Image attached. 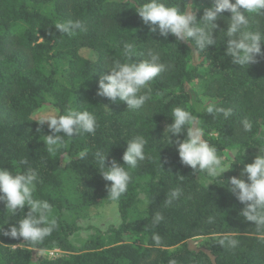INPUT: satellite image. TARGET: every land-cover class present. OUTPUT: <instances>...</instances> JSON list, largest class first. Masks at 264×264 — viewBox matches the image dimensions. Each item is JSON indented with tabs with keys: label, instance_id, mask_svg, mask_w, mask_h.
<instances>
[{
	"label": "trees",
	"instance_id": "16d2710c",
	"mask_svg": "<svg viewBox=\"0 0 264 264\" xmlns=\"http://www.w3.org/2000/svg\"><path fill=\"white\" fill-rule=\"evenodd\" d=\"M145 2L0 0V168L13 174L33 170L37 176L33 197L47 201L52 206L50 219L56 220V227L42 242L14 238L5 233L29 209L26 206L13 214L0 202V264H264V225L241 216L245 205L227 188L238 163L251 151H264V43L254 63L235 65L225 54L230 13L215 21L214 45L200 50L191 40L165 38L142 29L135 7ZM161 2L177 5L181 11L191 8L198 21L203 9L213 4V0ZM245 15L248 25L242 30L264 34V10ZM69 20L80 21L82 27L70 36L55 29L56 23ZM126 43L134 45L135 62L153 54L164 66L149 82L150 99L139 110L128 109L118 98L113 103L97 95L98 82L109 74L112 61L126 59ZM81 49L94 52L95 58L83 57ZM192 52L198 54L203 74L187 67ZM61 66L66 75L58 84L55 75ZM197 78L205 97L217 99L216 107L231 109L227 118L206 110L200 114L204 140L210 141L208 134L215 132L213 147L236 149L222 177H209L183 165L175 140L184 136L171 137L170 144L169 133L161 128V123L173 122L174 107L187 110L186 89ZM45 106L53 108L55 116L69 108L92 112L95 132L65 136L63 145L49 153L41 137L51 134L48 124H39L46 118L34 116ZM245 120L251 130L244 129ZM136 136L146 141L145 159L135 168L125 166L131 179L127 191L114 200L119 225L101 232L72 222L69 214L95 200H113L106 189L110 182L103 180L95 154L108 155L106 167L113 159L124 165L126 142ZM140 200H146L147 207L142 215H135ZM88 231L95 234L90 235L86 252L55 259L38 254L51 248L71 252L70 238ZM127 232L137 235L144 246L120 242L119 236ZM107 235L115 236L110 246L104 244ZM200 236L211 238L206 250L193 252L183 243ZM225 237L236 245L221 244ZM23 241L29 248H12Z\"/></svg>",
	"mask_w": 264,
	"mask_h": 264
},
{
	"label": "clouds",
	"instance_id": "9594fccd",
	"mask_svg": "<svg viewBox=\"0 0 264 264\" xmlns=\"http://www.w3.org/2000/svg\"><path fill=\"white\" fill-rule=\"evenodd\" d=\"M264 10V0H213L211 7L203 9L202 18L198 21L196 11L191 8L181 11L177 5H169L161 0H147L138 4L135 11L145 25H150L152 33L167 38L175 36L178 40L193 41L200 50H208L214 45L213 30L218 27L215 21L223 13H230V23L227 29L225 54L232 58V63L245 66L255 62V57L261 54V45L264 34L260 32L243 31L248 25L246 12L253 13ZM55 29L61 34L72 35L74 30L82 27L80 21H65L55 24ZM134 45H124L125 60L112 61L108 67L109 74L101 76L98 82L97 95L115 103L119 101L127 104L128 109L139 110L150 99V89L144 94L149 82L153 81L163 70L164 66L158 63V57L150 54V59L137 63L134 61ZM208 114L222 113L225 118L231 115V109L215 107L206 104ZM199 110V106H197ZM172 123L165 132L169 143H173L171 137L184 136L183 140L176 139L175 145L180 162L189 166L194 172H204L209 177H222L228 171L223 164V158L217 154L215 147L203 139V129L199 126L198 116L182 107H174L171 114ZM47 123L51 134L41 136L49 153H54L64 143V137H73L82 133H94L96 129V117L88 110L69 108L64 114L48 116L43 123ZM246 131L251 130V123L243 121ZM37 132L41 128H37ZM62 133V135H61ZM127 147L123 153L121 165L116 160L110 161L106 167L108 155L97 152L96 159L100 165L99 172L106 185L108 197L115 200L127 191L130 182L128 168H135L139 161L145 159L144 149L146 141L142 136H136L126 142ZM83 155V153H81ZM26 163V161H21ZM247 179H243V177ZM241 178L235 176L227 181L228 191L245 207L240 212L247 221L264 225V151L259 148V154L253 158V162L245 164ZM36 173L29 169L13 174L10 170L0 168V202L4 203L8 210L14 214L17 209L29 211L26 216L12 226V237H21L34 244L42 242L56 227V220L50 219L52 206L45 200L35 199ZM177 193H173L175 196ZM221 244L227 243L235 246L236 241L222 239ZM174 264V262H173Z\"/></svg>",
	"mask_w": 264,
	"mask_h": 264
},
{
	"label": "rangeland",
	"instance_id": "374dc122",
	"mask_svg": "<svg viewBox=\"0 0 264 264\" xmlns=\"http://www.w3.org/2000/svg\"><path fill=\"white\" fill-rule=\"evenodd\" d=\"M139 25L142 29H144L146 32H150V25H145L141 18L139 19ZM156 33L153 34H158ZM173 36V35H171ZM175 39H177L175 36H173ZM178 40V39H177ZM183 41V40H179ZM80 53L83 57L94 59L95 54L94 52L87 50V49H81ZM187 61V67L188 68H195L197 69V72L199 74H203L205 69L200 64V58L198 57V54L195 52H192L190 55V58L186 60ZM64 69V66H61L58 69L57 75H55V79L58 84L63 83L65 80V75L62 71ZM201 81L199 78L195 79L192 84L186 89L187 91V103L186 108L188 111H191L193 115L198 116L200 119V114L203 110H206L205 105L206 104H212L215 107L218 104V100L215 98H208L205 97L201 90ZM150 89V85L148 84L145 89L141 90V94H144L145 92ZM46 100L51 102V99L49 97H46ZM197 106H199V110H197ZM105 109L110 112V108L108 105L105 106ZM56 112L53 108L50 106H45L43 108H40L37 112H35V117H43L47 118L48 116L52 115L55 116ZM200 125V120H199ZM167 124L165 122L161 123V128L163 132L167 129ZM264 129V127H263ZM47 135L46 133H43V136ZM208 136L210 137V141L206 140L210 146H213L212 140L216 138V133L212 132L209 133ZM217 150V154L223 158V164L225 165L226 169L229 168V165L231 161L233 160V154L236 150L235 147H229V148H220L215 147ZM259 154V151H251L245 159L241 160L237 167L235 172V177L241 178L240 173L244 167L245 164H249L253 162V158ZM195 179L198 180L199 183H203L202 179L195 177ZM243 179L246 180V176L243 177ZM147 207L146 200H140L137 207L135 208V215H142ZM70 219L72 222L76 223L80 227H93L101 232H104L109 226L117 227L120 223L119 214L117 210V203L114 200L109 199H97L92 204H90L88 207H86L83 210H80L76 213L69 214ZM95 234L93 231L88 232H81L76 237H72L69 240V243L72 246V251H62L58 248H51L46 250H41L38 252V254L46 259H55L58 257H68L70 255L74 254H80L83 252H86V247L88 244V241L90 239V235ZM115 239V236L107 235L103 236L104 244L105 246H110L111 241ZM210 237L208 236H200V237H194L189 240H186L183 242L186 247L193 252H197L199 250H206L208 246H210ZM122 243L127 244H136L138 246H144V244L140 241L139 237L135 235L133 232H127L125 234H122L119 236L118 239ZM181 243V244H183ZM29 248L25 246L24 241L20 242L18 244H15L12 246V248Z\"/></svg>",
	"mask_w": 264,
	"mask_h": 264
}]
</instances>
